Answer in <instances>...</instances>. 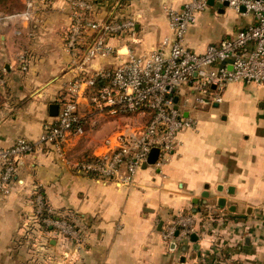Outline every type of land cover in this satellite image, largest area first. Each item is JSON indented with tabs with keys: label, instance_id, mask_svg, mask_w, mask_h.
<instances>
[{
	"label": "crops",
	"instance_id": "obj_1",
	"mask_svg": "<svg viewBox=\"0 0 264 264\" xmlns=\"http://www.w3.org/2000/svg\"><path fill=\"white\" fill-rule=\"evenodd\" d=\"M183 1L99 0L95 17L122 6L136 24L132 33L109 37L112 53L93 58L91 68L113 66L130 51L146 53L158 46L171 33L166 6L180 7ZM252 19L249 12L211 4L189 25L184 42L202 51ZM69 23V0H10L0 9V145H11L19 136L38 143L45 124L56 118L50 103H59L80 62L65 47ZM23 52L29 57L26 70L19 63ZM222 94L221 101L192 112L197 127L180 132L167 163L143 165L123 186L78 171L75 160L102 150L105 137L148 116L94 112L82 98L83 132L69 138L62 154L37 144L18 169L21 183L9 193L0 191V263L24 262L23 225L39 187L53 209L73 211L83 222V264H203L213 243L207 229L212 216L200 213L204 201L211 209L227 210L220 229L222 239H230L227 264H264V83L230 81ZM179 211H192L198 227L189 256L176 251L178 244L167 246L160 232L161 221ZM50 241L56 249L57 239L52 235Z\"/></svg>",
	"mask_w": 264,
	"mask_h": 264
},
{
	"label": "built area",
	"instance_id": "obj_2",
	"mask_svg": "<svg viewBox=\"0 0 264 264\" xmlns=\"http://www.w3.org/2000/svg\"><path fill=\"white\" fill-rule=\"evenodd\" d=\"M225 1L238 11H243L244 6L253 15L252 21L235 34L208 43L202 51L189 47L184 42L189 25L211 4L209 0H184L180 7L166 6L171 33L158 46L146 53L130 51L120 63L94 69L90 65L93 58L112 53L107 39L132 33L135 19L122 6L97 18L99 0H69L70 23L64 40L74 60H80L78 70L67 82L58 114L45 124L38 143L19 136L11 145H0V191L9 193L14 183H21L18 169L38 145L62 154L69 138L83 132L82 98L94 112L148 116L142 124H131L105 137L102 150L75 160L78 171L123 186L134 181L137 171L148 163L154 147L159 148L155 164L161 167L167 163L177 150L180 132L186 127H197L198 118L192 112L199 104L221 101L228 82L264 83V0H214V5H224ZM19 63L23 70L28 69L26 52L19 55ZM0 80L4 81L1 75ZM31 200L34 225L26 232L32 251L40 250L46 263H54L56 253L48 233L58 231L57 243L63 246L62 255L66 257V248L71 242L67 240L77 237L83 241L84 224L73 211L53 209L39 187L33 190ZM45 207L58 216L44 214ZM70 221L77 222L78 228L61 229L63 225L71 226ZM172 222L163 234L165 241L175 242L173 238L191 235L196 228L193 213H180ZM45 225H58V228L48 230ZM78 243L80 247L83 244ZM209 252L211 248L206 255ZM213 254L217 260L218 253Z\"/></svg>",
	"mask_w": 264,
	"mask_h": 264
},
{
	"label": "rangeland",
	"instance_id": "obj_3",
	"mask_svg": "<svg viewBox=\"0 0 264 264\" xmlns=\"http://www.w3.org/2000/svg\"><path fill=\"white\" fill-rule=\"evenodd\" d=\"M214 6H217V5H214ZM206 106H207L206 104H199L198 107H199V109H204ZM199 206L201 209L200 213H203L207 216L208 215L212 216V218L208 219L209 222L207 223V227H208L207 229H209V231L212 235L214 246H217V248H214V246L212 247V245H210L211 252H209L208 255H205V257L203 258V264H212L215 262H216V264H227L228 262L225 259L226 254H224V253H227V248L229 246V244L227 242L230 241V239L228 241L222 239L223 236H222V233L220 231V229L223 230L222 226L224 225V223H222V221L224 220V214L227 213L226 212L227 210L223 209L219 205H214L215 207L213 206V208L211 209V207L207 205L206 201L202 202L201 205H199ZM191 212L192 211H179L178 214H180V213L181 214H187V213H191ZM178 214H175L174 216H171L168 219L161 221V223H160L161 236H162L163 241L166 242L167 246L170 245L171 243L173 245L178 244V247H176V251L186 252L187 253L186 255L189 256L190 251H188V248L191 245V235H188V236L185 235L181 238H173V240L175 242H171L169 239H168V241H165V238L163 236V234L166 231V229L168 228V226H170L173 223L172 220L176 219V216ZM208 217H210V216H208ZM69 223L72 225L69 227H66L63 225V226H61V229L68 231L69 229L73 230L75 228H78L77 222L73 223L72 221H70ZM33 225H34L33 218L27 219V222H25L23 225V232L25 231L24 239L29 240V244H28L29 247L26 244H23V245H21V247H19L21 250L25 251L28 254V255L25 254L26 258H25L24 262H19V264L20 263L21 264H34L33 260H31L33 258V256L31 255V252L29 250L30 246H32V243L30 242L31 239L29 238V235L26 232V231H28V229L30 227H33ZM57 226H53V227L51 226L50 228H52V230H54V229L58 228ZM50 228H46V229L49 230ZM199 228H200V226H199ZM197 230H198V227L195 228L193 230V232L197 231ZM48 234H49V236L53 235L55 240L58 239V231H52ZM233 235H236V232H234ZM233 239H234L233 240L234 242H237L238 238H237V236H235V237H233ZM69 240H71V242ZM223 240H224V242H223ZM67 241H69V245H68L69 248L68 247L66 248V250L68 251V255L66 257L62 255L63 246H61L60 243H57V246H56L57 248L54 249V252L56 253V260L54 263L55 264H83V261H82L83 255L81 254V248L79 246L80 243H78V241L81 243H84L83 245L85 246L86 242H87V238L85 237L82 241V239L80 240L79 238L75 237V238H70ZM182 244H185V246L181 247ZM208 251H210V249ZM213 253H218L217 254V256H218L217 260H214L215 257L213 256L214 255ZM0 264H4V263L1 262ZM10 264H13V263H10Z\"/></svg>",
	"mask_w": 264,
	"mask_h": 264
},
{
	"label": "trees",
	"instance_id": "obj_4",
	"mask_svg": "<svg viewBox=\"0 0 264 264\" xmlns=\"http://www.w3.org/2000/svg\"><path fill=\"white\" fill-rule=\"evenodd\" d=\"M9 1H10V0H0V9H1L3 6H5ZM91 154H92V152L84 153V154L81 155L79 158L90 157ZM45 198H46V197H45ZM46 202L49 203L48 200H47V198H46ZM43 212H44V214H46V215H52V216H54V214H55L56 216H58L57 213H55V212H49V211L46 209V207H45V209H44ZM44 227H45V228H50L49 225H45ZM25 242H26V245L29 244V240H26V239H25ZM29 250H30V252H31V255L33 256V258H32L31 260H33L36 264H49V263H46V262L44 261V259H43V257H42V253L40 252V250H36V249H35L34 252H33L31 246H30ZM50 264H52V263H50ZM53 264H55V263H53Z\"/></svg>",
	"mask_w": 264,
	"mask_h": 264
},
{
	"label": "water",
	"instance_id": "obj_5",
	"mask_svg": "<svg viewBox=\"0 0 264 264\" xmlns=\"http://www.w3.org/2000/svg\"><path fill=\"white\" fill-rule=\"evenodd\" d=\"M209 2H210V4L214 5V0H209ZM223 6H228V2L225 1ZM117 7L114 9V11L117 9ZM220 10L223 11L224 10V7H221ZM241 10L245 11L246 9H245L244 6H242L241 7ZM176 99H177V97H176ZM58 110H59V103L58 102H52V103H50V113L52 115H57L58 114ZM158 154H159V148L158 147H154L151 150V152H150V155H149V158H148V163H151V164L152 163H155L156 160H157V158H158ZM148 163H145L144 165H147ZM220 202L221 203H224L225 202V199L222 197L220 199ZM194 238H196V237H194Z\"/></svg>",
	"mask_w": 264,
	"mask_h": 264
}]
</instances>
